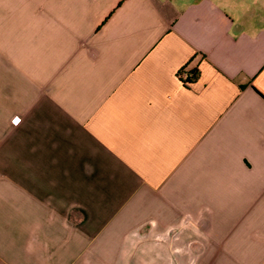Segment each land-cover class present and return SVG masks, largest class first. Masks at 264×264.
I'll return each mask as SVG.
<instances>
[{
	"label": "crops",
	"instance_id": "crops-1",
	"mask_svg": "<svg viewBox=\"0 0 264 264\" xmlns=\"http://www.w3.org/2000/svg\"><path fill=\"white\" fill-rule=\"evenodd\" d=\"M0 264H264V0H0Z\"/></svg>",
	"mask_w": 264,
	"mask_h": 264
},
{
	"label": "built area",
	"instance_id": "built-area-1",
	"mask_svg": "<svg viewBox=\"0 0 264 264\" xmlns=\"http://www.w3.org/2000/svg\"><path fill=\"white\" fill-rule=\"evenodd\" d=\"M195 76L196 75L193 72L189 71L188 69H181L178 73V77L181 80L183 85H188L189 81L193 80ZM20 120H21V117L16 115L12 118V123L17 124L20 122Z\"/></svg>",
	"mask_w": 264,
	"mask_h": 264
},
{
	"label": "trees",
	"instance_id": "trees-1",
	"mask_svg": "<svg viewBox=\"0 0 264 264\" xmlns=\"http://www.w3.org/2000/svg\"><path fill=\"white\" fill-rule=\"evenodd\" d=\"M188 70L193 72L195 75L197 74V70L196 69H188Z\"/></svg>",
	"mask_w": 264,
	"mask_h": 264
}]
</instances>
